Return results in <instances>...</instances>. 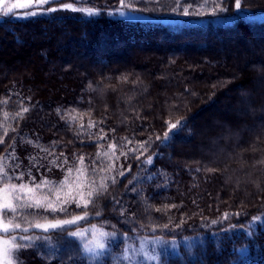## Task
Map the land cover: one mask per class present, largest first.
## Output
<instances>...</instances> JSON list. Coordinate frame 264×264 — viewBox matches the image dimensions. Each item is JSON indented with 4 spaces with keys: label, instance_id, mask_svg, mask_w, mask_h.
<instances>
[{
    "label": "trees",
    "instance_id": "obj_1",
    "mask_svg": "<svg viewBox=\"0 0 264 264\" xmlns=\"http://www.w3.org/2000/svg\"><path fill=\"white\" fill-rule=\"evenodd\" d=\"M75 6L97 14L0 16L4 179L58 184L72 169L84 187H65L64 198L74 191L83 205L82 191L91 201L67 212L22 210L26 228L24 217H86L11 233L27 245V263L264 264V0H241L239 10L235 0ZM92 232L114 234L101 255L85 251ZM144 237L151 262L127 254Z\"/></svg>",
    "mask_w": 264,
    "mask_h": 264
},
{
    "label": "snow or ice",
    "instance_id": "obj_2",
    "mask_svg": "<svg viewBox=\"0 0 264 264\" xmlns=\"http://www.w3.org/2000/svg\"><path fill=\"white\" fill-rule=\"evenodd\" d=\"M81 0H73L72 3H63L62 0H31L30 4H18L12 3L10 0H0V14L9 15L14 12L15 9L18 8H30L29 11L23 13V16L31 17L36 16L38 14H47L54 13L57 11H71V12H80L87 15L97 14V9L90 7H76V3H80ZM59 4L60 7H52L51 5ZM121 4H123V0H121ZM44 5H49V7L45 8ZM235 8L239 10L241 8V0H235ZM220 11H225V9L221 8ZM184 15H188L187 9L184 10ZM6 103V101L0 102ZM29 111L28 108H23L22 111L17 112L16 116L23 118V114ZM7 113H5V118H7ZM180 125V122L177 121L175 124H171L169 128V132L164 134V138H170V133L173 129H177ZM8 129H4V135H7ZM103 138V137H101ZM159 139V137H158ZM0 143H3V138L0 137ZM115 148V145L112 146ZM141 148L144 147L142 144ZM118 158V157H117ZM81 164L83 163V158H80ZM148 163H151V157L148 158ZM52 163H55L52 161ZM18 167V165H17ZM76 171H81V169H76ZM73 170L68 169L67 173L62 181L58 184L49 180H42L39 183H35V179L33 178L32 184L20 183L14 184L8 182L4 178L8 176L7 172L3 171V165L0 164V233H3V236H0V264H18L17 253L22 249L27 247V245L18 244L16 242V236L10 235L17 230H20L24 233L29 231V228H39L43 232H48L50 230H55L57 228H63L66 225L75 224L80 220L85 219L84 216H76L72 219H66L62 221L56 222H44L40 223L37 221H27L26 217L25 223L29 224V227H23L20 222L17 221L18 214H22V210L27 209H44L45 211L51 212H67V205L71 203H76L77 207H87L91 202L90 200H86L83 198L82 191H78L77 195L80 196V199L83 200V205L77 201L76 196L70 195L68 199H61L59 193L65 187L76 186L78 189H82L84 185L79 184L77 180H74L72 177ZM30 175V173H29ZM123 175V173H120ZM24 174L21 173L20 176L17 177L19 180H23ZM10 179V178H9ZM113 182L114 179H113ZM91 187V185H89ZM47 188L48 192H42L41 190ZM100 188L105 189L107 185L104 183L100 184ZM98 190L95 187H92V190L87 193L88 197H92L94 193ZM52 197H55V203L52 200ZM99 214V213H97ZM71 236L80 237L83 235L82 232H71ZM114 234L100 232L99 237L113 236ZM21 240H33L32 236H21ZM95 249L101 250L100 252H96L95 255H101L102 250L105 249V243L102 240L97 239L95 242ZM85 251L93 252L92 248H89L85 245Z\"/></svg>",
    "mask_w": 264,
    "mask_h": 264
},
{
    "label": "rangeland",
    "instance_id": "obj_3",
    "mask_svg": "<svg viewBox=\"0 0 264 264\" xmlns=\"http://www.w3.org/2000/svg\"><path fill=\"white\" fill-rule=\"evenodd\" d=\"M10 2L12 3H18V4H30L31 0H10ZM20 8L18 9H15L14 11L16 10H19ZM129 16H132L133 14L132 13H128ZM120 15L122 16H126L127 17V13L126 12H120ZM0 16H2V14H0ZM37 37H40L39 35ZM183 44V43H182ZM192 44V43H191ZM191 44H184L183 46H186L183 48V50H191ZM197 45V44H196ZM195 46V45H194ZM245 103L248 102V100H244ZM236 107H237V104L234 105L233 107V110L236 111ZM247 110H250L248 109L247 107ZM260 112H263V111H260ZM240 114V113H239ZM174 130V129H173ZM172 130V131H173ZM70 192L68 193H65V192H60L59 195L61 196V199L64 198L65 195L69 194ZM74 194V191L72 192V195ZM66 198V197H65ZM64 198V199H65ZM53 202L55 203V197L53 199ZM99 233L100 232H92V234H90L89 238L87 239L86 242V245L89 247V248H92L94 251L93 252H89L91 253L92 255H95L96 252H100L101 250H98V249H95V241L97 239H100L102 240V242L105 243V246H106V242L104 241V237H99ZM4 234L3 233H0V236H3ZM150 237H144L142 239H140V243L138 245H134L133 247H129L128 249H130L129 251H127V254L130 255V254H133L135 256H138V255H142L143 256V259H147L149 260V262H151V258L149 257V255L151 254L150 252V244L148 245V242L147 240L145 239H148ZM156 244V243H154ZM27 254L26 251L24 250H20L16 255L18 257V264H28L27 263V260L24 258L23 255ZM136 258V257H135Z\"/></svg>",
    "mask_w": 264,
    "mask_h": 264
}]
</instances>
